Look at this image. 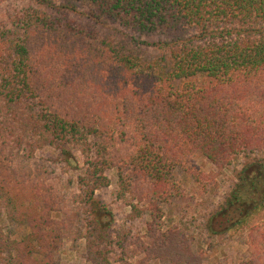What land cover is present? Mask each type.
I'll list each match as a JSON object with an SVG mask.
<instances>
[{"label": "trees", "instance_id": "obj_1", "mask_svg": "<svg viewBox=\"0 0 264 264\" xmlns=\"http://www.w3.org/2000/svg\"><path fill=\"white\" fill-rule=\"evenodd\" d=\"M46 149L82 157L75 197L89 252L106 257L98 212H111L95 191L115 170L116 198L146 229L139 264H201L180 230H162L161 206L183 194L176 168L209 177L197 156L222 169L253 155L206 228L231 230L263 206L264 0H0V203L24 229H0V264H57L72 219L52 217L61 206L41 177L49 169L30 167ZM246 243L241 264H264V224Z\"/></svg>", "mask_w": 264, "mask_h": 264}, {"label": "rangeland", "instance_id": "obj_2", "mask_svg": "<svg viewBox=\"0 0 264 264\" xmlns=\"http://www.w3.org/2000/svg\"><path fill=\"white\" fill-rule=\"evenodd\" d=\"M262 154L264 155V152ZM8 156L11 157L9 164L14 165L16 173L21 172L22 175H26L27 168L18 165L13 155ZM250 157L239 156L226 168L217 169L205 158L197 156L196 164L209 176L202 184L195 182L181 168L175 169L174 179L183 188V194L175 198L171 204L161 206L164 211L162 230H180L181 235L189 242L191 252L200 257L201 264H241L247 256L246 241L249 228L256 223L264 224L263 204L244 223L231 230L213 234L206 228L209 215L224 203L237 181L236 172ZM34 161L43 162L49 169L43 172L41 177L50 184L52 193L60 202V211L52 212V217L61 219L70 215L72 219L67 230H64V238L57 254V264H139L144 253L137 250L134 241L138 236H147L146 229L143 228L144 223L139 217L129 218L130 207L116 198L113 181L115 170H110L108 173L112 179L111 184L95 191L99 202L111 212L110 217L104 215L102 211L98 212L102 216H99L100 222L106 226L109 223L107 231L109 241L103 242L100 248L106 257L98 258L95 256V251L89 252L94 248V243L90 247L89 240L92 238L88 237L87 210L81 206L80 199L75 197L78 193L76 179L82 172V157L78 153H73L68 160L63 161L60 160L57 151L46 149L37 150L33 161L29 163L32 170L37 171L39 164H34ZM3 217V206L0 203V229L3 234H15L18 237V234L23 233L24 229L16 230L13 225L4 221ZM125 234H129L132 242L126 240L123 242L125 246H122L120 244L122 240L117 239L124 237ZM149 264H169V262L152 259Z\"/></svg>", "mask_w": 264, "mask_h": 264}]
</instances>
